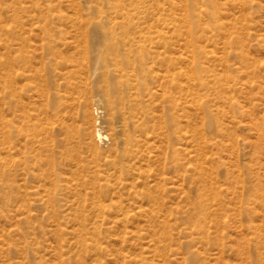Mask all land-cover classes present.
Segmentation results:
<instances>
[{
	"label": "rangeland",
	"instance_id": "374dc122",
	"mask_svg": "<svg viewBox=\"0 0 264 264\" xmlns=\"http://www.w3.org/2000/svg\"><path fill=\"white\" fill-rule=\"evenodd\" d=\"M136 25L171 60L158 88L179 104L178 131L165 142L175 162L153 189L169 209L109 191L67 197L59 152L61 174L48 182L43 47L65 42L78 52L70 85L87 108L73 127L102 152L85 149L87 162L102 163L114 148L107 84L118 79L93 76L97 50L112 26L129 35ZM20 33L33 39L36 69L22 88L27 122L5 113L0 69V264H264V0H0V54ZM146 178L135 180L139 190L155 184Z\"/></svg>",
	"mask_w": 264,
	"mask_h": 264
},
{
	"label": "bare ground",
	"instance_id": "6f19581e",
	"mask_svg": "<svg viewBox=\"0 0 264 264\" xmlns=\"http://www.w3.org/2000/svg\"><path fill=\"white\" fill-rule=\"evenodd\" d=\"M42 29L45 40L48 29L43 25ZM104 38L97 50L92 74L107 79L115 77L118 82L107 84L105 105L114 148L109 159L102 163L87 162L82 154L85 149L98 157L102 152L95 144L84 143L73 127L75 112L87 108V100L73 99L70 85L72 68L79 63L78 52L65 42L48 41V45L43 47L48 50V182L61 174L62 168L57 173L60 163L56 154L59 152L64 167H69L65 170L69 175L67 197L84 201L87 197H104L109 191L112 196H141L157 204L160 210L169 209L166 195H157L153 189L166 183L167 178L163 174L168 163L175 162L176 150L165 142H169L170 136L178 131L179 104L171 96L165 98L158 88L162 87L159 83L160 67L165 64L169 68L167 72H171V60L163 57L158 51L160 41H155L150 31H145L141 25L133 27L129 35L117 34L116 27L112 26L104 33ZM14 40V44H8L0 54L2 101L5 113L9 109L15 121L27 122L29 103L24 100L22 88L33 79L36 55L31 35L20 33ZM100 71L101 75H98ZM155 84L158 85L152 86ZM163 96L166 100L160 99ZM5 113L3 135L7 139L11 132ZM83 117L88 118L86 114ZM116 122L120 130L114 127ZM14 128L18 127L14 125ZM94 137L98 141L103 139L100 131ZM153 166H158L157 172L152 171ZM144 176L152 178L155 184H145L144 190H139L135 180ZM147 178L145 180H149Z\"/></svg>",
	"mask_w": 264,
	"mask_h": 264
}]
</instances>
